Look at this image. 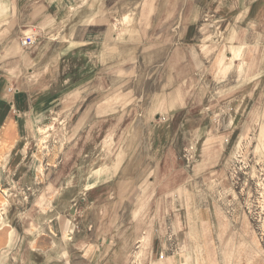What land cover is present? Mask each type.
Here are the masks:
<instances>
[{
    "label": "clouds",
    "instance_id": "9594fccd",
    "mask_svg": "<svg viewBox=\"0 0 264 264\" xmlns=\"http://www.w3.org/2000/svg\"><path fill=\"white\" fill-rule=\"evenodd\" d=\"M0 264H264V0H0Z\"/></svg>",
    "mask_w": 264,
    "mask_h": 264
}]
</instances>
